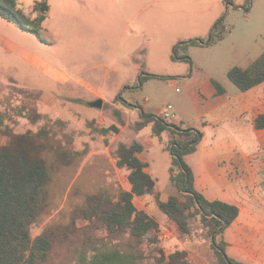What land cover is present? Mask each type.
Wrapping results in <instances>:
<instances>
[{
  "label": "rangeland",
  "instance_id": "1",
  "mask_svg": "<svg viewBox=\"0 0 264 264\" xmlns=\"http://www.w3.org/2000/svg\"><path fill=\"white\" fill-rule=\"evenodd\" d=\"M35 1L19 0V6L34 16ZM40 1L50 5L42 23L43 40L0 16V35L12 43L10 48L0 43V148L16 134L47 137L50 146L42 156L50 172L48 207L31 233L37 236L45 228L57 233L55 243L61 246H55L51 264H92L95 256L125 251L128 235L117 238L105 229L88 233L87 221L77 219L75 224L73 214L90 195L117 197L130 187L128 170L117 163L118 147L144 142V137L148 145L154 137L147 129L145 135L138 131L139 107L159 116L172 104L185 124L204 133L208 145L218 138H235L242 153L264 161V132L256 133L249 113L228 117L232 107H222L215 113L222 116L220 126L203 125L189 96L193 80L207 77L218 81L233 101L245 92L230 80L228 71L248 67L264 53V0ZM217 22L226 29L225 38L206 43ZM27 54L63 73L41 72L25 60ZM85 78L97 86L84 85ZM97 98L104 100L101 108L88 105ZM129 100L139 107L128 108ZM257 100H264V89ZM112 125L121 129L102 132ZM160 138L144 149L143 156L161 199L167 200L177 190L171 181L172 155L163 147L167 135ZM257 174L264 195V163ZM149 204V213L160 225L158 246L165 256L182 249L183 243L205 241L199 220L194 219L192 233L183 236L156 207L155 198L137 201L139 207ZM142 250L139 264H159L161 253L154 245L145 242ZM210 255L211 264H218L211 248Z\"/></svg>",
  "mask_w": 264,
  "mask_h": 264
},
{
  "label": "trees",
  "instance_id": "2",
  "mask_svg": "<svg viewBox=\"0 0 264 264\" xmlns=\"http://www.w3.org/2000/svg\"><path fill=\"white\" fill-rule=\"evenodd\" d=\"M33 10L37 14L31 16L20 8L19 0H0L1 17L43 40L42 23L50 5L36 0ZM220 25L221 22L216 23L209 44L225 38L226 29H220ZM228 77L242 91L263 83L264 53L248 67L231 68ZM213 83L219 93L225 92L218 81L213 80ZM116 99L119 100L118 95ZM125 103L129 108L139 107L132 102ZM139 109L141 120L136 123L138 129L152 123L154 134L169 132L172 136L168 149L172 155L171 181L177 193L162 200L156 190L155 178L146 169L148 163L138 155L144 146L137 141L131 145L120 144L117 163L128 170L131 188L122 189L117 197L103 192L88 196L75 209L73 222L76 224L77 219L87 221L84 230L91 234L105 229L117 238L128 235L129 240L124 252L117 249L103 253L101 257L95 256L92 264H139L144 258L142 247L145 242L154 245L161 253V257H157L159 264H189L188 250L175 249L167 257L158 246L159 222L135 203L136 198L148 195L155 197L156 205L176 224L180 235L191 234L193 220H199L218 264H247L228 254L225 239L226 229L240 216V207L220 199H208L196 188L194 170L185 160L187 154L196 151L203 137L202 131L183 128L160 115L142 113L143 110ZM118 115L123 124L121 112ZM255 126L264 129V110L256 116ZM119 129V126L112 125L102 128V132H118ZM44 137L39 133L16 134L0 148V264H51L55 246H61V243H55L57 233L53 229L45 228L35 238L31 233L33 224L48 207L45 189L50 181V172L42 154L50 144Z\"/></svg>",
  "mask_w": 264,
  "mask_h": 264
},
{
  "label": "crops",
  "instance_id": "3",
  "mask_svg": "<svg viewBox=\"0 0 264 264\" xmlns=\"http://www.w3.org/2000/svg\"><path fill=\"white\" fill-rule=\"evenodd\" d=\"M49 12L50 10L46 14V19L48 18ZM0 43L6 45L8 48L12 46V43L8 40L6 41L5 37L2 35H0ZM25 60L33 67H39L38 69L43 73H48L49 75L53 73H63L56 70L49 62L40 59L36 55L27 54ZM70 75L74 77V74ZM85 79L84 85L97 86L95 84L96 81L90 78ZM190 79L191 77L185 76V80ZM102 84H104V82H102ZM263 89L264 82L243 92L242 95L238 96V99L233 101L231 97L228 98L226 91L224 93H219L212 78L207 77L202 81L193 80L189 89V96L199 112L198 115L201 117L203 125L220 126L223 122L222 116L215 113L222 107L231 106L232 110H230V112L232 113H230L228 117L238 118L249 113L251 115L253 127L259 135V133L264 132V129L256 128L255 118L258 113L264 110V100L259 102L257 100V97L262 94ZM128 102H130V100ZM116 107L123 110L124 113L128 112L129 108H125L121 105H116ZM211 114L214 116L209 119ZM171 122L183 128H195L192 125L185 124L183 118L178 113L177 118ZM119 128L121 129L120 126ZM146 129L153 133L154 137L149 141L150 143L148 145L145 141V137L144 142L137 141L144 146V149L147 146H153L158 141L161 142L159 139H161L160 137L163 134L167 135V139L163 140V147L168 149L170 140L172 139L169 132H164L162 135L154 134L152 123L138 131L145 135L148 132ZM261 140L262 138L260 141ZM214 142L215 143L208 145L207 138L203 133V137L197 145L196 151L185 156V160L194 170L195 186L208 199H220L240 207V216L225 231V239L228 242V254L247 264H264V195L262 194L261 179L258 178L257 174L259 166L263 168V157L259 156L258 163V161H255L256 156L249 157V155L242 153V147L235 142V138L233 141L235 143L220 138L215 139ZM138 155L147 162L143 156V152ZM146 169L152 175L151 171H149V167ZM130 188L131 184L126 190ZM156 190L161 198V193L157 188ZM152 198L155 197L148 195L143 198L141 197V199L136 198L135 203L137 205V201L143 203L145 200H150ZM151 205L152 204H149L143 207L137 205V207L149 213L148 207ZM182 249H186L189 252V264H211L212 262L213 257L210 255V246L206 240L183 243Z\"/></svg>",
  "mask_w": 264,
  "mask_h": 264
},
{
  "label": "built area",
  "instance_id": "4",
  "mask_svg": "<svg viewBox=\"0 0 264 264\" xmlns=\"http://www.w3.org/2000/svg\"><path fill=\"white\" fill-rule=\"evenodd\" d=\"M178 90V88H177ZM163 118L167 119L168 121L175 120L177 118V113L174 110V107L172 104H168V106L163 110L161 115ZM166 237H168V233L164 234Z\"/></svg>",
  "mask_w": 264,
  "mask_h": 264
},
{
  "label": "water",
  "instance_id": "5",
  "mask_svg": "<svg viewBox=\"0 0 264 264\" xmlns=\"http://www.w3.org/2000/svg\"><path fill=\"white\" fill-rule=\"evenodd\" d=\"M209 39H210V37H209ZM209 39H208V41L206 43L209 42ZM103 102H104L103 98H97V99L88 101L87 103H88L89 106L96 107V108H101L103 106ZM142 113H143V111H142Z\"/></svg>",
  "mask_w": 264,
  "mask_h": 264
}]
</instances>
